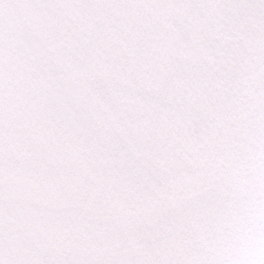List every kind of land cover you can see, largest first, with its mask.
<instances>
[{
  "label": "snow or ice",
  "instance_id": "snow-or-ice-1",
  "mask_svg": "<svg viewBox=\"0 0 264 264\" xmlns=\"http://www.w3.org/2000/svg\"><path fill=\"white\" fill-rule=\"evenodd\" d=\"M0 264H264V0H0Z\"/></svg>",
  "mask_w": 264,
  "mask_h": 264
}]
</instances>
